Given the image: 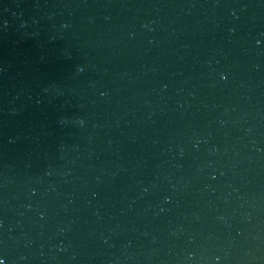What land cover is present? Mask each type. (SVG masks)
I'll return each mask as SVG.
<instances>
[{
  "label": "water",
  "instance_id": "water-1",
  "mask_svg": "<svg viewBox=\"0 0 264 264\" xmlns=\"http://www.w3.org/2000/svg\"><path fill=\"white\" fill-rule=\"evenodd\" d=\"M0 264H264V0H0Z\"/></svg>",
  "mask_w": 264,
  "mask_h": 264
}]
</instances>
